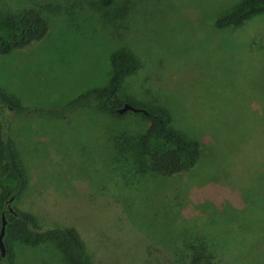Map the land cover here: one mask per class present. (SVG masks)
I'll return each instance as SVG.
<instances>
[{"label": "rangeland", "instance_id": "1", "mask_svg": "<svg viewBox=\"0 0 264 264\" xmlns=\"http://www.w3.org/2000/svg\"><path fill=\"white\" fill-rule=\"evenodd\" d=\"M241 1L0 0L1 12L34 8L47 23L40 40L0 55V89L19 104L58 108L103 88L109 54L123 49L139 68L117 96L165 109L168 126L200 146L184 175L139 173L146 121L137 113L11 114L6 135L26 180L13 214L40 232L72 229L93 264H185L192 237L213 264H264V14L212 24ZM4 240L12 264H67L55 239Z\"/></svg>", "mask_w": 264, "mask_h": 264}, {"label": "trees", "instance_id": "2", "mask_svg": "<svg viewBox=\"0 0 264 264\" xmlns=\"http://www.w3.org/2000/svg\"><path fill=\"white\" fill-rule=\"evenodd\" d=\"M95 1L100 7H108L114 2V0ZM255 14H264V0H242L230 11L214 18L212 24L219 29L237 27ZM46 31L45 18L34 8H23L14 12L0 11V55L40 40ZM108 60L111 73L106 86L101 89H87L58 108L25 107L0 89V187L4 188V195L0 196V212L5 209V202L10 196L16 199L21 194L26 182L14 145L6 135L7 119L11 114L63 119L77 108L93 106L99 111L121 118L124 114H118L116 109L123 102H128L148 111L147 115L137 113L146 121L141 147L147 155L146 162L141 161L138 164L137 172L149 171L163 176L176 173L184 175L196 163L200 154L198 141L186 139L181 132L170 128L168 111L161 107L149 109L128 98L121 99L117 96L124 78L134 74L139 68L135 56L131 52L119 49L111 52ZM134 167L136 168L135 163ZM4 217L6 221L4 234H12L28 245H36L44 238L55 239L67 264H93L85 253L81 240L72 229L51 228L40 232L32 218L22 212L16 211L13 214L6 211ZM191 240L186 242L189 253L185 257V264H213L212 253L204 240L200 237H192ZM3 241L5 255L0 259V264H12L4 236ZM144 257L142 262L131 261L128 264H182L177 258L168 259L169 256L166 257V261L162 258Z\"/></svg>", "mask_w": 264, "mask_h": 264}, {"label": "water", "instance_id": "3", "mask_svg": "<svg viewBox=\"0 0 264 264\" xmlns=\"http://www.w3.org/2000/svg\"><path fill=\"white\" fill-rule=\"evenodd\" d=\"M127 111H130L133 113H143L145 115L148 114V111L145 110L144 108L133 106L128 102H123L122 105L116 109V112L118 114H122V113H125ZM12 199H13V196H10L7 199V202L8 203L11 202ZM7 209H8V211L13 213V210L9 206H7ZM5 223H6V221H5V217H4V212H1L0 213V259H2L5 255V245H4V241H3V236H4V232H5V229H4Z\"/></svg>", "mask_w": 264, "mask_h": 264}, {"label": "flooded vegetation", "instance_id": "4", "mask_svg": "<svg viewBox=\"0 0 264 264\" xmlns=\"http://www.w3.org/2000/svg\"><path fill=\"white\" fill-rule=\"evenodd\" d=\"M7 206H9L10 207V202L8 203L7 201L5 202V209H4V213L6 212V211H8V209H7ZM11 208V207H10ZM12 209V208H11Z\"/></svg>", "mask_w": 264, "mask_h": 264}, {"label": "crops", "instance_id": "5", "mask_svg": "<svg viewBox=\"0 0 264 264\" xmlns=\"http://www.w3.org/2000/svg\"><path fill=\"white\" fill-rule=\"evenodd\" d=\"M260 150V149H259ZM263 171H264V169H263Z\"/></svg>", "mask_w": 264, "mask_h": 264}]
</instances>
